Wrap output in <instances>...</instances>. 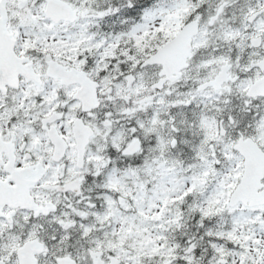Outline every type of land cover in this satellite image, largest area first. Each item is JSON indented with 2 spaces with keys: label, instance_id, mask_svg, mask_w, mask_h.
<instances>
[{
  "label": "snow or ice",
  "instance_id": "snow-or-ice-1",
  "mask_svg": "<svg viewBox=\"0 0 264 264\" xmlns=\"http://www.w3.org/2000/svg\"><path fill=\"white\" fill-rule=\"evenodd\" d=\"M0 264H264V0H0Z\"/></svg>",
  "mask_w": 264,
  "mask_h": 264
}]
</instances>
